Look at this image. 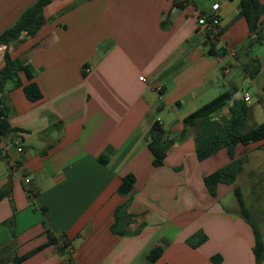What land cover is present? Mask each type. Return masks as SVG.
Segmentation results:
<instances>
[{"label": "crops", "instance_id": "0c3cea01", "mask_svg": "<svg viewBox=\"0 0 264 264\" xmlns=\"http://www.w3.org/2000/svg\"><path fill=\"white\" fill-rule=\"evenodd\" d=\"M36 1L0 0V35ZM214 4L222 31L210 53L198 18ZM238 12L239 0H53L34 35L0 43V75L8 51L42 91L28 99L22 70L0 82V264L24 255L15 264H264L255 253L264 139L235 145L242 168L212 195L204 178L231 156L223 147L200 160V121H184L229 91L210 120L225 127L247 92L245 130L264 122V41L247 48L256 34ZM156 120L173 139L161 166L148 146ZM130 174L133 187L121 193ZM235 187L250 218L231 200ZM122 204L131 217L120 233L112 226ZM154 247L162 254L152 262Z\"/></svg>", "mask_w": 264, "mask_h": 264}, {"label": "trees", "instance_id": "16d2710c", "mask_svg": "<svg viewBox=\"0 0 264 264\" xmlns=\"http://www.w3.org/2000/svg\"><path fill=\"white\" fill-rule=\"evenodd\" d=\"M53 0H37L32 6H30L17 20V22L9 29L4 31L0 35V43H8L11 40H15L18 37L19 32L22 30L28 31L31 35H34L41 26L45 23L44 7ZM263 5L260 0H239V12L238 16H243L248 22V26L251 35L256 34V37H249L247 42V48L253 45L255 42L264 41V29L260 27V19L263 14ZM216 43H209V52L213 53ZM6 65L0 75V82L9 77H14L19 71H24L30 82L24 87L25 93L29 100L36 101L42 97V91L36 81L33 80V74L27 65L20 62L18 58H13L8 51L5 55ZM254 69H257L256 67ZM256 71V70H255ZM252 72V76H253ZM231 99V92L224 91L217 95L215 98L203 104L195 111L188 114L184 121L186 124L195 123L197 120L199 123V134L196 140V151L200 160L210 156L218 149L226 147L231 156V161L225 166L217 169L204 178V182L209 192L212 195L216 194V188L219 183H233L236 180L237 173L242 168V158L234 157V148L236 144H248L250 142H256L264 139V122L261 124L245 130V122L249 113V107L244 99L236 98L229 110L231 116L225 127H220L216 121L209 119V115L215 110L222 107L227 101ZM173 139L168 138L167 133L163 129L158 120L154 121L149 130V142L148 146L153 154V163L155 166H161L164 163L166 150L172 144ZM134 176L132 174L123 178L119 191L121 193H127L133 187ZM237 200L241 207L242 213L245 215L247 209L244 204L243 195L239 187L234 189ZM126 204L120 205L116 209V221L113 224V230L123 233L122 225L120 224L122 219H130L131 215L125 211ZM246 216V215H245ZM12 229L14 224L13 218L6 221ZM12 232H14L12 230ZM50 239L56 241V237L50 234ZM68 243L63 244L65 251ZM255 253L258 262L264 258V242L260 236H257ZM162 254L161 247H154L150 250L149 259L152 262L157 261ZM27 255L16 257L13 264L24 259ZM218 262V261H217ZM167 264V263H164Z\"/></svg>", "mask_w": 264, "mask_h": 264}, {"label": "built area", "instance_id": "2783aa9c", "mask_svg": "<svg viewBox=\"0 0 264 264\" xmlns=\"http://www.w3.org/2000/svg\"><path fill=\"white\" fill-rule=\"evenodd\" d=\"M218 4L213 5V12L210 14H202L198 18V25L203 30V33L205 35V39L209 43H217L222 31V23L221 18L218 14ZM143 80L144 77H141ZM250 96L249 93H244V99L249 100ZM2 140V137L0 136V141ZM14 143L17 145L18 151H22L23 147L19 145L18 140H15ZM29 181V180H27ZM65 253L71 255L73 253V248L70 245H67L65 249ZM68 264H76L72 259L69 260Z\"/></svg>", "mask_w": 264, "mask_h": 264}, {"label": "rangeland", "instance_id": "374dc122", "mask_svg": "<svg viewBox=\"0 0 264 264\" xmlns=\"http://www.w3.org/2000/svg\"><path fill=\"white\" fill-rule=\"evenodd\" d=\"M247 88H249V85L247 84ZM251 93H253V90L251 89ZM239 182H240V185H241V187H242V189H243V192H244V190H247V188L249 187V185L247 184V182H243V178H242V180H241V178H240V180H239ZM246 196V199H247V196H248V194H247V192H246V194H245ZM231 200L234 202V201H237V197H236V194L234 193V192H232V195H231ZM262 202H264V198L262 199ZM238 203V202H237ZM239 205V204H238ZM250 211V210H249ZM246 215V217H248V218H250V215L248 214V211H247V213L245 214ZM253 219V218H252Z\"/></svg>", "mask_w": 264, "mask_h": 264}]
</instances>
